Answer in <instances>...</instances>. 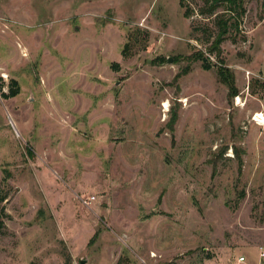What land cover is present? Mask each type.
<instances>
[{
    "label": "rangeland",
    "instance_id": "1",
    "mask_svg": "<svg viewBox=\"0 0 264 264\" xmlns=\"http://www.w3.org/2000/svg\"><path fill=\"white\" fill-rule=\"evenodd\" d=\"M204 4L0 0V264H264V0L233 97Z\"/></svg>",
    "mask_w": 264,
    "mask_h": 264
},
{
    "label": "trees",
    "instance_id": "2",
    "mask_svg": "<svg viewBox=\"0 0 264 264\" xmlns=\"http://www.w3.org/2000/svg\"><path fill=\"white\" fill-rule=\"evenodd\" d=\"M246 0H205L204 7L199 10V14L213 17V24L216 29L215 37L211 43L208 52L209 57L206 56L202 50H197L192 56L194 60L202 61L204 69H211L214 65L218 66L219 77L221 81L225 83L230 89V96H236L238 91L235 86L234 76L231 74L229 69L224 66L225 60L221 56L222 44L229 37L233 30L239 32L241 20L246 13L245 7ZM195 14V9L188 7L185 11L186 17H191ZM207 53V52H206ZM125 54V52H124ZM212 54V55H211ZM213 54L217 57L218 61L214 63L210 59ZM11 88L9 93H4L3 96L6 98L14 97L19 94L20 89L18 82L12 80ZM122 259L118 264H121Z\"/></svg>",
    "mask_w": 264,
    "mask_h": 264
},
{
    "label": "built area",
    "instance_id": "3",
    "mask_svg": "<svg viewBox=\"0 0 264 264\" xmlns=\"http://www.w3.org/2000/svg\"><path fill=\"white\" fill-rule=\"evenodd\" d=\"M213 59V57H212ZM94 199V197L92 198H89V199H86L85 202L86 203H89L90 201H92ZM260 257L263 258L264 257V247L261 248V252H260ZM261 260V259H260ZM231 264H250L249 263V260L247 258V256L245 255H238Z\"/></svg>",
    "mask_w": 264,
    "mask_h": 264
},
{
    "label": "bare ground",
    "instance_id": "4",
    "mask_svg": "<svg viewBox=\"0 0 264 264\" xmlns=\"http://www.w3.org/2000/svg\"><path fill=\"white\" fill-rule=\"evenodd\" d=\"M165 105V104H164ZM167 107V105H165ZM254 120H259L258 123L259 124H263L264 123V114L262 113H257L256 117L254 118Z\"/></svg>",
    "mask_w": 264,
    "mask_h": 264
},
{
    "label": "water",
    "instance_id": "5",
    "mask_svg": "<svg viewBox=\"0 0 264 264\" xmlns=\"http://www.w3.org/2000/svg\"><path fill=\"white\" fill-rule=\"evenodd\" d=\"M170 61V60H169Z\"/></svg>",
    "mask_w": 264,
    "mask_h": 264
}]
</instances>
